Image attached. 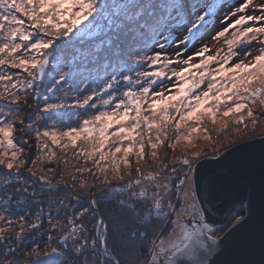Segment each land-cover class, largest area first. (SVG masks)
<instances>
[{"label": "snow or ice", "instance_id": "obj_1", "mask_svg": "<svg viewBox=\"0 0 264 264\" xmlns=\"http://www.w3.org/2000/svg\"><path fill=\"white\" fill-rule=\"evenodd\" d=\"M258 101L264 0H0V264H264Z\"/></svg>", "mask_w": 264, "mask_h": 264}, {"label": "water", "instance_id": "obj_2", "mask_svg": "<svg viewBox=\"0 0 264 264\" xmlns=\"http://www.w3.org/2000/svg\"><path fill=\"white\" fill-rule=\"evenodd\" d=\"M244 141H249L253 144V147L249 149L248 151L251 153L258 154L262 147H264V142H262L260 136H256ZM200 164L201 167L198 168V170L195 172V176L197 179V182L200 184H203L204 177L209 175L210 172L213 169L219 170V166L215 165V161L213 156H207L200 158ZM204 193L201 191V196H203ZM244 195L243 188L240 187L236 190L235 196L237 198V202L239 198H242ZM217 219L221 222H223V217H217ZM219 226V225H217ZM223 235V234H222ZM251 241H255V243L258 244L259 241V230H258V218L251 226L245 227L240 232L233 235L231 238L232 246L239 247L245 243H249Z\"/></svg>", "mask_w": 264, "mask_h": 264}, {"label": "rangeland", "instance_id": "obj_3", "mask_svg": "<svg viewBox=\"0 0 264 264\" xmlns=\"http://www.w3.org/2000/svg\"><path fill=\"white\" fill-rule=\"evenodd\" d=\"M257 2H258V0H257ZM223 46L224 45L222 44V42L211 44V47L213 48V50H215V48L223 47ZM195 62L196 61H193V63H195ZM254 111L257 113L264 112V106L260 105V103L258 101L255 108H254ZM207 127L209 128V130L212 133V141H206V140L201 139L197 142L195 147H191V148H185L184 143L181 142V144L178 145L175 150L168 148V147H162L161 151L164 153H167V155L169 157L176 156V157L182 158L185 154H187L189 157H191L194 152H197L200 150H204L208 153V156H212V149L214 147L213 142L217 139L216 129L219 128V125H212L210 122H207ZM249 127L251 128V125H249ZM261 132H264V120H261V122L257 124L256 135H254V136L245 135L242 137V139L247 140V139H250V138H253L256 136H260ZM193 135L194 136L202 135V133L201 134H193ZM230 135L235 136V133H231ZM220 139H224V137H220ZM224 147H227V145L220 146V150L223 151ZM135 166H136V164H135V162H133V167H135ZM121 167H123V166H121ZM109 175H111V173H109Z\"/></svg>", "mask_w": 264, "mask_h": 264}]
</instances>
